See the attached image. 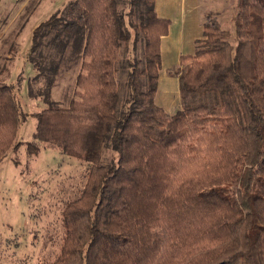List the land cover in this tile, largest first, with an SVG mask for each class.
I'll use <instances>...</instances> for the list:
<instances>
[{
    "label": "trees",
    "instance_id": "1",
    "mask_svg": "<svg viewBox=\"0 0 264 264\" xmlns=\"http://www.w3.org/2000/svg\"><path fill=\"white\" fill-rule=\"evenodd\" d=\"M155 2L70 0L33 32L49 105L34 139L89 165L63 211L61 252L41 264H264V0H238L236 46L208 17L172 71L174 114L155 103L171 26ZM141 42L143 59L123 57ZM66 60L80 72L61 107L51 92ZM27 117L0 80V164Z\"/></svg>",
    "mask_w": 264,
    "mask_h": 264
},
{
    "label": "rangeland",
    "instance_id": "2",
    "mask_svg": "<svg viewBox=\"0 0 264 264\" xmlns=\"http://www.w3.org/2000/svg\"><path fill=\"white\" fill-rule=\"evenodd\" d=\"M69 1L0 2V80L13 85L23 112L28 116L26 122L19 127L7 156L0 164V264H41L55 261L65 238L63 211L71 200L79 196L87 181V163L68 157L59 148L34 139L37 126L35 115L49 105L42 94L44 80L37 78L38 72L29 60L33 32ZM174 1L170 13L166 10V13L174 16L170 18L172 27L175 26L174 19L184 18L185 31H190L189 27L192 26V32L200 33L201 36V20L206 16V21L209 16H216L221 26L230 31L232 45H237L235 19L238 0ZM121 7H125L126 12L129 11L127 3H123ZM170 30L167 36L170 35ZM176 38H181V34ZM165 45L168 49H174L172 47L177 43L167 40ZM189 49L192 50L191 45ZM137 52L138 55H134L132 50L123 57L143 59L142 42L139 43ZM69 61L64 62L51 92L52 101L61 107L69 106L75 98L76 79L80 72V63ZM164 71L162 68L161 76L174 81L169 80ZM171 83L164 86L162 82L161 89L169 91ZM175 83H178L180 93L179 81ZM121 93L123 96L127 93L125 87L121 89ZM32 142L39 147L38 153L28 152L27 145ZM114 157L116 154L113 151L105 149V161Z\"/></svg>",
    "mask_w": 264,
    "mask_h": 264
},
{
    "label": "crops",
    "instance_id": "3",
    "mask_svg": "<svg viewBox=\"0 0 264 264\" xmlns=\"http://www.w3.org/2000/svg\"><path fill=\"white\" fill-rule=\"evenodd\" d=\"M172 4H175L174 0H156L155 11L158 17L168 20H170V18L171 19L174 18L173 15L166 13V10L170 13ZM163 10H164V14H162ZM212 13L215 14V12ZM206 17H204L201 20V28L204 22L206 21ZM174 20H175V26L170 27L171 28L170 35L167 37H163L161 41L162 67L160 70L158 92L155 97V103L168 114H174L176 111H178L181 108V97H180L181 94L178 92V83H175L179 81V78L174 76V74H172V71L177 70L179 68L181 57L192 55L195 52L194 43L198 39L202 38V35L199 36L200 33L198 34L196 32L195 33L192 32V26L189 27L190 31H185L186 24L183 21L184 18L183 20H177V19ZM173 32L175 33L174 36H173ZM179 33L181 34V38L177 39L176 36ZM167 40H174L177 43V45H175L174 47L171 46L174 49H168L166 47L165 42ZM190 45L192 47L191 51H190L191 48L189 49ZM162 68L165 70L164 72L166 73V75L169 76L168 77L169 80H174V81H168L164 79V75L161 76ZM162 82L164 86L166 85V83L172 82L170 84L172 88L169 91L168 90L165 91L161 89ZM179 89H180V82H179Z\"/></svg>",
    "mask_w": 264,
    "mask_h": 264
}]
</instances>
